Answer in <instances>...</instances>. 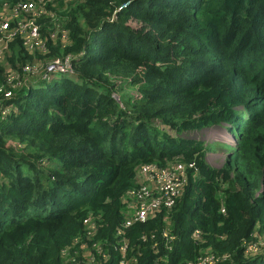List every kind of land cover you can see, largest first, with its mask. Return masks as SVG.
<instances>
[{"label": "trees", "instance_id": "16d2710c", "mask_svg": "<svg viewBox=\"0 0 264 264\" xmlns=\"http://www.w3.org/2000/svg\"><path fill=\"white\" fill-rule=\"evenodd\" d=\"M30 2L40 43H0V264H264V0H0V23ZM211 126L235 139L215 167L187 133ZM151 162L184 185L141 221Z\"/></svg>", "mask_w": 264, "mask_h": 264}, {"label": "built area", "instance_id": "2783aa9c", "mask_svg": "<svg viewBox=\"0 0 264 264\" xmlns=\"http://www.w3.org/2000/svg\"><path fill=\"white\" fill-rule=\"evenodd\" d=\"M126 5V4H125ZM122 8V7H121ZM121 8H119L121 10ZM33 9V3H21L19 4L15 9H13V14L11 18L16 19V23L15 26H11L7 21H6V17L4 18V21H1L0 23V34H2V36L0 37V43H8L12 37L15 34H21L23 35V43L27 44V47L30 48H34L36 47L37 43H40L39 41V31H38V26L36 25L35 21L36 19L33 18H29L26 16L28 14H30V11ZM40 12L43 13V10H38ZM39 14V12H38ZM21 18L18 20V18ZM2 19V17L0 18ZM29 43H34L33 44H29ZM43 43V42H42ZM1 56V53H0ZM2 57V56H1ZM68 57L65 58L64 61H62L61 59H56L53 62H50L49 64H47L45 66V72L42 74L43 77H49V75H51L52 73H57V72H65V71H69V62H68ZM35 68V67H33ZM25 69V68H24ZM6 97L10 96L9 93L5 94ZM149 172H150V176L149 178L146 177L144 175V171L143 169L140 167L139 169V179L141 182H147L145 183L144 186H140V190L137 193H133V191H131V195L130 199L131 201L136 205L135 201H138L140 203H142V200L148 195V189L145 186L149 185L148 183H155L154 185H156L153 189H151L150 191H158V192H162L163 195L165 196V203L167 205H171L173 203V197H175L176 195L180 194V188H182V186L184 185L183 183V171L184 168L182 165L180 164H174L170 167L167 168H158L155 167L154 168H148ZM152 186V185H149ZM135 197H138L139 199H136ZM156 206V205H155ZM147 208L146 207H141L137 213L138 215H136L135 217H133V219H138V220H143L146 217L147 214ZM136 213V214H137ZM86 222V221H85ZM129 222H127L126 224H128ZM166 235V233H165ZM124 246L122 247V250L124 251ZM191 264H201L200 262H193ZM205 264V263H203ZM211 264V263H209Z\"/></svg>", "mask_w": 264, "mask_h": 264}, {"label": "rangeland", "instance_id": "374dc122", "mask_svg": "<svg viewBox=\"0 0 264 264\" xmlns=\"http://www.w3.org/2000/svg\"><path fill=\"white\" fill-rule=\"evenodd\" d=\"M78 3V2H77ZM75 3V4H77ZM120 6H123L122 8L124 9L126 7V5H120ZM57 8V7H55ZM64 11L65 12V15H61ZM71 12V11H69ZM43 13L42 12H39V15L41 16ZM69 18L68 17V12L65 11V8L64 7H61L59 9H56L53 11V18L51 19L50 23L53 24V27L52 29L49 31V34L51 35V37H53L54 35L56 34H64V29L61 28L62 26L65 27V23L69 22V20H66V18ZM5 18V17H4ZM3 18V19H4ZM21 19L20 17L18 18V20ZM6 21L11 25V26H15V23H16V19L14 18H10V19H6ZM134 25V24H133ZM132 25V26H133ZM134 27V26H133ZM86 26L85 25H81V29H85ZM38 31H39V28H38ZM47 31V30H46ZM34 53V52H32ZM31 62V61H29ZM29 62H25L24 64L26 63H29ZM35 67V68H33ZM33 67H29V68H26L24 70V76L22 77V80H25L27 78L26 74H33V73H37L42 67L43 65L41 64V62H33ZM54 76L57 78V77H60L61 74L59 73H55ZM18 83V82H17ZM15 86V85H13ZM2 89V87H1ZM0 89V90H1ZM114 97L116 100H118V95L114 94ZM168 132H171L173 134V132L169 129H167ZM188 133V136L190 138H193V139H201V140H204V141H208L209 144H207L206 146V152L204 154H206V159L207 161L213 166H219L222 164V162L224 161V158L226 156V152L221 148V145L215 143L216 142V138H223L224 140H231V138L229 137V134L226 132V130H223L221 127H217V126H211V127H206L205 129H202V130H197V131H191V132H187ZM186 134V133H184ZM228 144V143H227ZM210 151V152H209ZM156 162H151V163H144L142 164L141 168L143 169L144 171V175L146 177L149 178L150 176V172L148 170V168H154ZM151 182V180H150ZM148 183L149 185H152L150 186V188L148 189V194L150 193V190L153 189L156 185H154L155 183ZM147 183V182H145ZM260 191H264V187L262 188V190ZM260 191H257L256 193L260 192ZM136 199H139L138 197H135ZM141 207H146L147 208V214H146V217L145 218H149V217H153L154 216V211L156 210V208L154 209L151 204L148 205V204H142L140 202H138L136 204V206L134 207V213H133V216L135 217L136 215H138L137 211L141 208ZM128 212V211H127ZM137 213V214H136ZM144 218V219H145ZM143 219V220H144ZM198 233V232H196ZM90 238H88L89 240ZM246 244L248 245V249H252L253 248V251H256L257 250V247L254 245L253 242H247L245 241ZM154 246V245H153ZM82 247L84 250L88 251L89 253L91 252V249L90 248H87V244L84 243L82 244ZM124 251L126 249V247H129L130 250L133 249V247H130L128 245V242L126 241L125 245H124ZM96 248L98 249L99 253H101L100 249L98 246H96ZM211 252V248L209 246H207V248L203 251H201L200 255L199 256V261L197 262H200L201 264L205 263V264H209V263H212L214 262V260L212 259V257H215ZM264 255V254H263ZM95 262L98 263V260L97 259H94Z\"/></svg>", "mask_w": 264, "mask_h": 264}, {"label": "clouds", "instance_id": "9594fccd", "mask_svg": "<svg viewBox=\"0 0 264 264\" xmlns=\"http://www.w3.org/2000/svg\"><path fill=\"white\" fill-rule=\"evenodd\" d=\"M217 127H221L223 130H226L225 128H223L222 126H217ZM227 132V131H226ZM228 133V132H227ZM229 134V137L231 138V140H224L223 138H216V142L215 143H217V144H219V145H221V148L220 149H222V150H224L225 152H227L226 150H227V146H226V144L227 145H232V144H234V142H235V139H234V136L231 134V133H228ZM208 142V141H207ZM210 152V151H209ZM223 163V162H222ZM222 165V164H221ZM214 167H215V165H213ZM197 176L198 175H196L195 177H194V179H193V181H196V180H199L200 178H197ZM197 178V179H196ZM222 211H225L224 210V208H223V210Z\"/></svg>", "mask_w": 264, "mask_h": 264}]
</instances>
